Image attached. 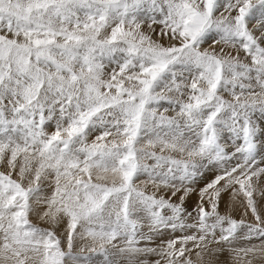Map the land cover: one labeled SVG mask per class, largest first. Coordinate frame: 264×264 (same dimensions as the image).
Segmentation results:
<instances>
[{
	"label": "snow or ice",
	"instance_id": "1",
	"mask_svg": "<svg viewBox=\"0 0 264 264\" xmlns=\"http://www.w3.org/2000/svg\"><path fill=\"white\" fill-rule=\"evenodd\" d=\"M223 253L264 258V0H0V264Z\"/></svg>",
	"mask_w": 264,
	"mask_h": 264
},
{
	"label": "rangeland",
	"instance_id": "2",
	"mask_svg": "<svg viewBox=\"0 0 264 264\" xmlns=\"http://www.w3.org/2000/svg\"><path fill=\"white\" fill-rule=\"evenodd\" d=\"M201 187L203 186L202 184L200 185ZM193 198V199H192ZM191 198V200L189 201V204H188V208H189V211H191V209H192V207H194V205H195V200H196V197H192ZM226 198H227V194H225L224 196H223V199H222V203H221V208H220V211H221V213L222 214H225V213H227L228 212V210L231 208L230 206H229V204H228V202H227V200H226ZM191 202V203H190ZM194 203V204H193ZM225 203V204H224ZM191 204V205H190ZM237 207V206H236ZM237 213H236V211H234V210H232V211H234V212H228L227 214H232L231 216L234 218V216H236V215H238V216H236L235 218L236 219H245V220H248V221H251L252 220V218L250 217V215L249 216H247V217H245V216H243V214H242V212H243V210H242V208L239 206L237 209ZM241 214H240V213ZM42 226H45L46 227V225H42ZM186 233H180V232H177V233H175V236L176 237H179V236H182V235H185ZM173 237L172 236H169V239H172ZM252 243L253 244H257V245H259V243H260V241L259 240H254V241H252ZM189 247H191V243H189V245H188ZM178 247H179V245H178ZM218 256H220V255H218ZM221 258V257H220ZM192 259L195 261V259H196V257H195V254L193 253V256H192ZM221 261V260H220ZM253 263L254 264H264V258H256V259H254L253 260ZM219 264H222V263H219ZM232 264H234V261H233V263Z\"/></svg>",
	"mask_w": 264,
	"mask_h": 264
},
{
	"label": "bare ground",
	"instance_id": "3",
	"mask_svg": "<svg viewBox=\"0 0 264 264\" xmlns=\"http://www.w3.org/2000/svg\"><path fill=\"white\" fill-rule=\"evenodd\" d=\"M193 199V198H192ZM228 204H229V197L227 195V198H226ZM191 203V202H190ZM194 204V203H193ZM225 204V203H224ZM191 205V204H190ZM237 206V207H236ZM235 207H231L228 212H234L236 211L237 213V208L239 207V205H236ZM234 210V211H232ZM227 212V213H228ZM240 213V212H239ZM241 214V213H240ZM232 215V214H231ZM238 216V215H236ZM234 216V218L236 217ZM251 217V216H250ZM237 218V217H236ZM165 239H169V236L168 237H165ZM220 256H208L206 255L205 256V260H204V264H219V263H222V264H232L233 263V260H232V257L228 254V253H223V254H219ZM221 257V258H220ZM151 260H157V259H161L160 257H156V256H153L150 258ZM196 260V259H195ZM221 260V261H220ZM161 264H166L165 261L161 260ZM254 264V263H253Z\"/></svg>",
	"mask_w": 264,
	"mask_h": 264
}]
</instances>
